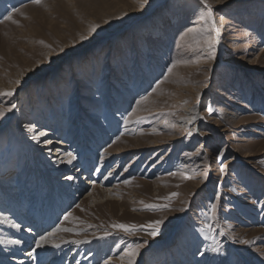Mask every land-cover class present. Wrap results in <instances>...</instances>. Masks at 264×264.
<instances>
[{"label": "rangeland", "instance_id": "374dc122", "mask_svg": "<svg viewBox=\"0 0 264 264\" xmlns=\"http://www.w3.org/2000/svg\"><path fill=\"white\" fill-rule=\"evenodd\" d=\"M209 2L215 31L199 20L201 0H0V92L13 91L0 95L11 109L0 116V192L45 212L43 177L57 185L91 161L78 177L90 184L34 228L33 242L59 228L46 255L128 264L139 243L133 264H264V0Z\"/></svg>", "mask_w": 264, "mask_h": 264}, {"label": "bare ground", "instance_id": "6f19581e", "mask_svg": "<svg viewBox=\"0 0 264 264\" xmlns=\"http://www.w3.org/2000/svg\"><path fill=\"white\" fill-rule=\"evenodd\" d=\"M186 112H187L186 113L187 116L182 119L183 123L187 125L194 124L196 120H198L197 111L194 112L190 109H187ZM85 130L86 129L83 126V131ZM84 138L85 136H83V141H84ZM54 144H57L59 146L66 145V143L62 141L50 140L49 143H47V145L45 146L52 147L53 145L54 147ZM55 149L57 151H61V149L58 147ZM57 155L59 156V159L63 160L64 156L62 155L61 152L59 154H57V152L54 153V156H57ZM88 159L87 158L85 160L83 159V164L85 165L83 164H80V165L84 166V168L89 166L88 163L91 161H89ZM53 161H58V159H53ZM69 164L70 163L67 162V160L60 162V169L64 170V169L69 168ZM82 166H80L77 169L74 168L70 174L64 175L62 178L57 179L56 180L57 185L54 183L53 177L51 176L43 177L47 181L46 184H47V188L49 189V194H50L49 195L50 202L46 205V210L44 209L45 212H43V206L41 203L38 208L35 205L33 206V201H32L31 203H32L33 208L29 212L30 215H28L29 213H26V212L24 213L23 205H21V203H18L21 200H17L16 196L12 195L11 191H5L6 192L5 195H7L8 197L6 196L4 197L2 192H0V209H1L0 210V264H45L47 263V260H49L50 258L57 257L56 255H53V256L46 255L45 252H42L41 250L42 248L40 249V247L36 246V243L33 241L36 240V238H38V235L34 233V228L38 226L39 228L42 229V227H44L45 225L51 224L52 221L56 220L55 218L59 214L58 211H60L59 208L67 207L70 201H72L71 198H74L73 193L80 192L78 191V189L80 188L85 189L86 185L90 184L88 181H86V179L89 177V176L87 177L86 174H83L84 175L83 177L78 178L80 177V173L82 172L81 171ZM69 170H72V169H69ZM36 178H37L36 188L38 187L41 188V186H39L40 178H38L37 176ZM1 182H3V178H0V183ZM26 187L27 188H25L24 193L29 192L28 185ZM57 187H61L59 192L56 190ZM74 195L76 196V194ZM87 196L89 195H86V197ZM23 199L25 200V202L27 201V198H23ZM34 200H36L35 197H34ZM60 202L62 203V206H59ZM8 211H9V214L6 213ZM12 212L17 216L18 218L17 220H15L14 219L15 217L11 215ZM15 225H19V227H15ZM58 229L59 228L57 227V224H56L49 231H47V234L53 233V235L49 236L48 241L52 239L54 236L57 237L58 235L57 233L59 232ZM35 235H37V237ZM15 241H20V243H15ZM51 244L53 243L51 242ZM32 247L33 249H31ZM41 252L43 254H41ZM34 254L36 255L37 259H35V256H33ZM60 257L61 256L57 257V259L55 258L48 264H63L59 260Z\"/></svg>", "mask_w": 264, "mask_h": 264}, {"label": "snow or ice", "instance_id": "6c2138e0", "mask_svg": "<svg viewBox=\"0 0 264 264\" xmlns=\"http://www.w3.org/2000/svg\"><path fill=\"white\" fill-rule=\"evenodd\" d=\"M33 3L35 4H40L42 2V0H32ZM201 2L204 4L206 10L201 12V14L199 15V20L203 21L205 23H210L212 26V29L215 31V20H214V16H213V7L212 4L209 2V0H201ZM148 0H142V4L141 6H143L144 4H147ZM14 11H18V9H14ZM5 19L11 20L12 17L9 14L8 16L5 17ZM99 27V25L97 24H92L89 28H88V34L87 35H80L79 39L81 41L87 40L89 39V36L92 33H95L97 28ZM189 32H201L202 29L200 27H193L188 29ZM218 35V33H217ZM41 43H43V41H41ZM207 46L209 49H212L213 52L211 55H214V45L216 43V38L212 37V36H208L207 40H206ZM48 47H51V45H48ZM61 52L64 51L63 48L60 49ZM175 66V63H173V67ZM169 71H171V68L169 69ZM164 79H167V76L164 77ZM17 83H20V81H17ZM162 83V81L158 82ZM157 85V86H158ZM155 90V89H154ZM0 95L3 96H12L13 95V91L9 90V91H5V92H0ZM147 97H141L140 100L136 101L137 106H139L144 100H146ZM12 108H15V105H12ZM11 109H0V116H3L5 114L6 111H10ZM208 111L211 112L212 109L208 108ZM125 122H129L128 118H125ZM45 133L44 132H40L38 135H35L32 137V139L34 140H39V138L41 136H44ZM220 155H223V153H221ZM69 156H71V154L69 153ZM69 162H71V160H69ZM225 169L224 167L221 168V171L223 172ZM125 183H128V181H125ZM175 195V194H173ZM146 207H150V208H154V207H159L158 205H146ZM166 207V205H165ZM215 210H216V205L213 204L212 205V209H211V215L214 217L215 215ZM70 215V214H69ZM65 219H67V217H65ZM163 220H157V221H153L150 224V228L151 230L149 231V235L155 237L156 235L159 234L160 231V226L163 224ZM15 227H19V225H15ZM113 227H118L126 232H128L129 234H132L136 231V229L139 227L137 225H126V224H115L113 225ZM205 227H209V225H205ZM31 230V229H30ZM107 234V233H106ZM53 235V233H48L47 235H42L40 236V238L35 242L37 247H41L42 244L47 243L49 236ZM15 243H20V241H15ZM78 243V241H77ZM145 243H147V241H145ZM244 243H248V241H244ZM142 247L141 244L137 243L134 247H130L129 249H127V251L125 252V255L128 257V264H133V258L135 257V255L139 252V249ZM212 251H218L217 248H213ZM201 255H203V253H201ZM107 264V262H106Z\"/></svg>", "mask_w": 264, "mask_h": 264}]
</instances>
